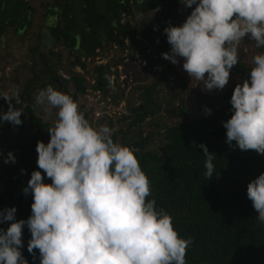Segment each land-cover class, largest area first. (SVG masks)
<instances>
[{
	"label": "trees",
	"instance_id": "1",
	"mask_svg": "<svg viewBox=\"0 0 264 264\" xmlns=\"http://www.w3.org/2000/svg\"><path fill=\"white\" fill-rule=\"evenodd\" d=\"M177 1L181 3V0H64L63 6L57 10V19L48 25V39L52 43H62L72 56L70 66L77 65L83 72L70 68L65 69L67 73L62 76L57 71L58 57L50 62L46 52L40 50L39 61H32V74L19 90L22 103L16 105L13 101V106L23 111L21 117L25 116L33 127V134L1 155L6 157L12 152L15 163L3 167L0 163V210L14 206L17 220H27L31 215L32 195L30 191L25 195L23 188L27 186L32 171L40 170L36 163L37 141L47 143L49 140L48 123L34 112L35 88L51 85L70 90L71 87L72 98L82 97L84 100V89L89 85L99 88L103 95L109 94L113 102L124 100L127 112L118 119H127L126 124L112 128V118L105 121L114 130V142L133 149L150 181L151 196L148 199L155 200L158 210L162 208L170 214L172 225L181 238L191 239L186 250V264H264V223L257 219V212L247 196L250 180L264 172V155L254 150L241 151L235 141L229 146L222 124L232 115V91L237 83L249 77L252 59L247 61L239 55V62L232 67L228 83L221 92L214 93L188 84L185 73H177L170 79L174 64L161 55L170 50L164 29L169 24H182L187 17V13H178ZM14 21L15 18H8L2 24ZM137 35L145 43L138 41ZM126 36L131 39L127 44L124 42ZM112 45L120 49L130 47L131 56L137 48L143 57L145 48L149 47L154 57H146L141 66L150 67L155 62L162 67L149 81L131 88L125 82L128 74L123 69L121 72L125 76L118 80L116 64L119 62L95 61V56L102 55L101 50ZM260 52H264V47L255 45V53ZM86 62L91 63L90 68ZM111 64H114L113 70ZM111 72L115 74L114 81L107 85ZM144 77L134 80L143 81ZM90 79L93 80L91 83ZM128 80H131L130 75ZM166 83L168 86L179 84L180 89L173 90L172 95L179 92L181 95L178 102L165 108L174 116L171 120L153 119L154 122L158 120L163 139L160 150L146 148L153 129L143 130L141 123L146 116L160 110L157 93ZM186 89L193 93L194 110L186 103L183 95ZM134 90L139 99L135 104L130 101L135 96ZM166 103L171 101L166 99ZM78 105L91 123L90 106H85L82 101ZM7 109L5 101L0 111ZM206 109L211 113L208 114ZM141 137L143 140L133 148L132 144L139 142ZM200 143H204L214 155L216 172L208 180L204 166L206 158ZM40 171L44 181L51 183L43 170ZM8 223H0V229L6 230ZM30 238L25 225L20 251L28 264H40L38 250H33L35 257L28 252Z\"/></svg>",
	"mask_w": 264,
	"mask_h": 264
},
{
	"label": "clouds",
	"instance_id": "2",
	"mask_svg": "<svg viewBox=\"0 0 264 264\" xmlns=\"http://www.w3.org/2000/svg\"><path fill=\"white\" fill-rule=\"evenodd\" d=\"M191 12L180 25L164 29L172 64L182 58L183 70L203 89L222 90L239 62L245 37L264 47V0H181ZM8 103L0 123L22 124L19 89L0 93ZM34 104L55 118L47 143L37 141V166L23 188L31 192V215L15 218L16 208L0 210V264H28L20 251L26 225L28 252L40 264H186L191 239L181 238L170 214L157 209L151 185L132 148L114 142L113 129L93 127L72 97L51 85L38 90ZM232 115L223 121L226 143L264 155V52L252 57L249 77L234 86ZM208 114L210 109H206ZM205 176L216 172L214 155L204 143ZM15 163L9 152L5 163ZM23 171V170H22ZM247 196L264 223V172L250 180Z\"/></svg>",
	"mask_w": 264,
	"mask_h": 264
},
{
	"label": "rangeland",
	"instance_id": "3",
	"mask_svg": "<svg viewBox=\"0 0 264 264\" xmlns=\"http://www.w3.org/2000/svg\"><path fill=\"white\" fill-rule=\"evenodd\" d=\"M76 1V0H71ZM27 5L29 8V13L25 14V16L22 15L21 10L18 11H12L9 10L8 13H4V19L5 18H15L16 22H19L18 24L15 22L8 23L5 25L4 30L2 34L0 35V93L9 92L12 89H22L24 87V84L27 80V78L32 74V61H39V50L46 52L47 58L49 61H54L55 59H59V61L56 63L58 66V72L62 74V76H65L67 73L65 69H70L78 71L79 73L83 72V70L77 66L73 65L70 66L69 60L72 58V56H69V53L67 52L66 47L60 43V42H50L48 39V25L50 23H53L55 21L54 18L51 16L48 18L46 11V5L47 4H53L55 2L56 5V11L60 9L63 6L64 0H27ZM178 4V13L180 15H189L191 12V8H186L185 6H182L179 1H177ZM12 11V12H11ZM51 12V9H50ZM21 13V14H20ZM24 13V12H23ZM20 15L21 18L16 17ZM58 16H56L57 19ZM2 22V16L1 20ZM23 22V23H22ZM2 24V23H0ZM23 26V28H19L20 26ZM127 38V40H126ZM138 41H142L140 37L136 36ZM131 39L129 37H125L124 42H129ZM145 43L144 41H142ZM239 55L241 58L245 60H251L252 57L256 54L255 53V44H253L252 39L249 37H245L244 40L239 45ZM33 49V50H32ZM130 47L124 46L122 49L116 46H111V48H106L101 50L102 55H97L98 58L102 61H108L110 63L112 62H119L116 66L117 68H120V71H124V73L127 75V81L126 84L134 88L137 84L146 83L149 81L153 75H157V72L159 69H161L162 65L160 63H155L151 65L150 67H143L141 65L145 64V58L152 56L153 51L149 48H145V57L142 56V53L135 48L133 51V55L131 56L129 54ZM57 53L59 55L57 56ZM154 57V56H152ZM96 59V56H95ZM179 63L173 65L174 72L170 75V79L174 78V75L177 73H185L186 74V82L192 86L203 88L202 83L192 80L189 75L186 73V71L183 70L182 58H177ZM56 61V60H55ZM121 61V62H120ZM144 62V63H143ZM88 68H90L89 62H86ZM89 63V64H88ZM111 67H114V64H111ZM232 68L230 72L232 73ZM153 72V73H152ZM145 74H147V77H144ZM130 75L131 80H128V76ZM135 75V77L133 76ZM138 76V77H137ZM144 77V80H134L137 78ZM59 86H61L62 81L59 80ZM162 85V84H161ZM64 86V84H63ZM226 86V85H225ZM47 86L35 88L34 90V96L38 92V90L43 89ZM70 86L68 85L67 88ZM55 89L60 90L68 95H70V90L66 89L65 87L61 89V87L54 86ZM225 88V87H224ZM223 88V89H224ZM180 89L179 84H171L168 86L166 83L164 87H162L158 93L157 96L160 99L161 105L160 110L153 113L152 115H148L144 118V120L141 123V126L143 130H146L148 127L152 128V132L150 136L147 139L146 148H151L155 150H160L163 139L160 134V126L157 122L153 119H161V120H171V117L173 118V115H169L166 112V107L170 104H175L178 102V98L181 95V92L177 93L176 96L172 95L173 90ZM222 89V90H223ZM222 90L213 89L212 92H221ZM135 96H132L130 98L131 103L134 104L138 102V98L136 96L137 92L134 90ZM134 95V94H133ZM183 95L186 97V103L189 105V108L191 110H194V106L192 104V97L193 93L186 89L185 92H183ZM71 96V95H70ZM72 97V96H71ZM77 104L79 102H84L85 106H92L94 101L92 98H87L84 96V100H82V97H75L72 98ZM166 99L171 101V103H166ZM162 100V101H161ZM5 102L3 97H0V106ZM159 102V103H160ZM166 103V104H165ZM119 103H114L112 105L113 110L115 111L112 113V128L117 127L119 125L123 126L126 124L127 119H118V117L122 113L127 112V108L124 106V104L120 105L118 107ZM34 112L38 116L41 117L45 122L48 123L49 127L51 125L52 120L55 118V112L53 111L52 116H48L42 108L34 106ZM91 125L93 127H100L102 125H107V122L105 121L106 118L103 117H93V114L91 116ZM100 118L101 121L99 120ZM22 124L18 126H13L9 122H3L0 123V138L2 139V142H0V163L1 166H7L10 164V162L5 163V157H1L2 154L6 153L8 148L14 147L21 142L25 141L30 135L33 134V127L28 123L25 116L21 117ZM125 145V144H123ZM126 146V145H125ZM5 147V149H4Z\"/></svg>",
	"mask_w": 264,
	"mask_h": 264
},
{
	"label": "built area",
	"instance_id": "4",
	"mask_svg": "<svg viewBox=\"0 0 264 264\" xmlns=\"http://www.w3.org/2000/svg\"><path fill=\"white\" fill-rule=\"evenodd\" d=\"M127 40V38H126ZM125 41V38H124ZM129 43L128 41L125 42V44ZM115 46V45H113ZM97 62H100L101 60L98 58V56H96V60ZM144 63V62H143ZM116 66H120L117 65ZM111 70H113V67H110ZM125 76V74L123 72L120 71V68H117V77L118 80H121L123 77ZM114 77L115 74L113 72L109 73V78H108V84L107 85H111L114 81ZM87 79V78H86ZM93 80L90 79L89 83H91ZM84 96H86L88 99L92 98L94 103L93 105L90 107L91 112L93 114V117H103V118H108L112 116V113H114L115 111L112 108V105L115 103L110 99V95L106 94L103 95L101 93V90L99 88H92L89 85L84 89ZM90 100V99H89ZM116 103L118 104V107L122 104H124V100L123 99H119L116 101Z\"/></svg>",
	"mask_w": 264,
	"mask_h": 264
},
{
	"label": "flooded vegetation",
	"instance_id": "5",
	"mask_svg": "<svg viewBox=\"0 0 264 264\" xmlns=\"http://www.w3.org/2000/svg\"><path fill=\"white\" fill-rule=\"evenodd\" d=\"M27 3H28L27 0H0V20H1V16H2V22L0 21V23H3L4 20L7 19V18L4 19V13L5 14L8 13L9 10H12V11L21 10L22 15L25 16V14H26V16H27V14L30 12L29 11L30 7L27 5ZM45 9H46L45 12L47 13L48 18L52 16L54 18L53 21H55L56 20V14H57L55 2H53L52 5L47 4ZM50 9H51V12H50ZM16 17L21 18L20 15H18ZM14 22L17 24L19 23L16 21H14ZM5 25H7V24H5ZM5 25L0 24V35L2 34ZM23 26L24 25L18 27L17 29L23 28Z\"/></svg>",
	"mask_w": 264,
	"mask_h": 264
},
{
	"label": "water",
	"instance_id": "6",
	"mask_svg": "<svg viewBox=\"0 0 264 264\" xmlns=\"http://www.w3.org/2000/svg\"><path fill=\"white\" fill-rule=\"evenodd\" d=\"M143 140V137H141L139 142L133 143L132 147L135 148L137 145H139V143Z\"/></svg>",
	"mask_w": 264,
	"mask_h": 264
}]
</instances>
